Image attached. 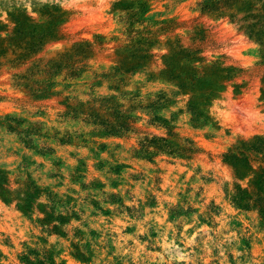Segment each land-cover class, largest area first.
Instances as JSON below:
<instances>
[{"label": "rangeland", "instance_id": "1", "mask_svg": "<svg viewBox=\"0 0 264 264\" xmlns=\"http://www.w3.org/2000/svg\"><path fill=\"white\" fill-rule=\"evenodd\" d=\"M0 264H264V0H0Z\"/></svg>", "mask_w": 264, "mask_h": 264}]
</instances>
